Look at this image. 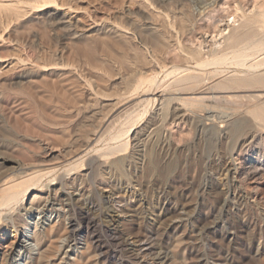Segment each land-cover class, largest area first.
<instances>
[{
	"label": "rangeland",
	"instance_id": "obj_1",
	"mask_svg": "<svg viewBox=\"0 0 264 264\" xmlns=\"http://www.w3.org/2000/svg\"><path fill=\"white\" fill-rule=\"evenodd\" d=\"M171 2L0 0V153L63 162L26 197L80 192L76 242L99 256L84 264H264V85L235 84L264 64L230 60L264 40V0ZM234 26L240 43L225 41ZM223 53L226 65L204 68Z\"/></svg>",
	"mask_w": 264,
	"mask_h": 264
},
{
	"label": "bare ground",
	"instance_id": "obj_2",
	"mask_svg": "<svg viewBox=\"0 0 264 264\" xmlns=\"http://www.w3.org/2000/svg\"><path fill=\"white\" fill-rule=\"evenodd\" d=\"M162 1L163 2L164 1H170L171 2V0H162ZM199 2H200L201 10L205 11V10L209 9L210 7L218 4L220 2V0H199ZM175 3H174V5H175ZM160 4H164V3H160ZM145 13H146V11H145ZM243 20H245V19H243ZM147 22H149V21H147ZM252 22H254V21L252 19L248 18V19H246L244 21L242 26L244 28H249L250 25L252 24ZM223 30H225V28ZM236 30H238V29H235V26L233 28H231L230 31L227 32L228 35L224 36L225 37V41H227V42L228 41L229 42H235V41H237V39L239 40L240 38H238V37L241 34L238 33L239 31L236 32ZM252 32H255V31H252ZM249 36H250V34H249ZM243 38H242V40H243ZM256 39L258 40L259 38H255V41H254V39H251L254 42L251 41V40H248V42H247L248 44L246 45V43H245V47L244 46H242L243 48L239 47L240 48L239 50H237L238 48L235 49L236 47L234 48V46H233V48L235 50H233V55L230 58V60H231L232 64L235 65V68L237 70H241V71L255 70V69H258L261 64H264V40H261V41L257 42ZM244 40H245V38H244ZM225 41H223L224 42L223 45H225ZM249 41H250V43H249ZM239 43H240V40H239ZM220 44L221 43H219L218 46H220ZM231 44H229L228 46L231 47ZM237 44H238V42H237ZM233 45H234V43H233ZM230 50H231V48H230ZM258 50L263 55V57L260 58V60H258L256 62H253L251 64H249V62L246 63L248 57L252 53L254 54V52L258 51ZM227 53H228V51H227ZM217 54H218V52H217ZM228 55H230V54H228ZM253 57L255 58V56H253ZM213 58H214V56H213ZM227 60H228L227 54L223 53L222 55H220V56H218V57H216L214 59H211L209 61L205 60L203 62V66H204V68H206V67H210L211 68L212 67V68L216 69L218 66H220L224 62H225L224 64L226 65V61ZM251 61H252V59H251ZM197 66H199V65L197 64ZM197 66L196 65H195V67L192 66V68L193 67L197 68ZM260 68L264 69V67L263 68L260 67ZM215 69H212V70H215ZM250 73H252V72H250ZM254 73H252V74H254ZM259 73L260 72H258V74H256L255 76L251 75L252 77L250 76V78H246L245 79V77H244V79H242V80L241 79L238 80L239 77L237 76L238 77V78H236L237 81H235L236 86L241 85V87H243L242 89H244V87H246V86H242V85H247V87H246L247 89H248V85H252V84H256V85L257 84H262V86H263L264 85V74H259ZM261 73H263V71H261ZM243 74H244V72H243ZM186 76H188V75H186ZM186 76L184 75V77H185L184 79H187ZM241 77H243V76H241ZM181 79H182V81L185 82V80H183V78H181ZM189 79L191 80V77ZM155 80H157V79H155ZM178 82H174V83L176 84ZM181 82L178 83V84H181ZM256 85H255V87H256ZM173 86H175V85L173 84ZM180 87H182V86H180ZM252 87H254V85ZM259 87H261V86L259 85ZM153 88H154V86H153ZM178 88H179V86H178ZM190 89H188V90L187 89H185V90L184 89H180V90H184V92H185L186 90L189 91ZM226 89H228V87H226ZM229 89H230V87H229ZM223 90L225 91V89H223ZM235 90H237V89H235ZM155 91H157V90H155ZM207 91H209V90H207ZM218 91H220V90H218ZM232 91H234V90H232ZM160 92L158 93V95L155 92H153V91L147 92V93H149L148 94L149 97L145 98L147 103L148 102L150 103V102H153V101L156 102L157 99H158V101H159V99L161 100L163 91H162V94ZM204 93H205V91H204ZM208 93H211V92H208ZM192 95H193V93H192ZM144 97H145V95H144ZM212 97L214 98L215 95L214 96H210L209 98L211 99ZM141 99H142V97H141ZM174 99H176V97L173 98V100ZM201 99H204V98H201ZM201 101L204 102L205 100L204 101L201 100ZM160 103H162V102H160ZM165 104H166V102H165ZM126 107H127V105H126ZM256 108H258V107L256 106ZM122 110H125V108L122 109ZM126 111H127V109H126ZM256 111H257V114H255V112H254V115L258 116L260 114L259 117L263 118V116H264V106L261 107V109L258 108ZM123 112H125V111H123ZM178 112H179V110H178ZM261 112L263 114H261ZM119 113H121V112H119ZM126 115H128V114L126 113ZM107 122H109V121H107ZM104 128H107V126L104 127ZM100 130H102V129H100ZM118 133H120V132H118ZM117 136H119V135L117 134ZM116 138L118 139V137H116ZM114 143H115V141H114ZM108 150H112V149H108ZM116 150L118 151V149H116ZM1 153H0V241L6 239V237L8 236L7 235L8 234L7 231L12 233V236H11L12 240H10L7 243V245H5V246H3V244L0 242V264H84L85 262H87L89 260L90 257L93 258V260L97 261L99 259V256L95 255V257H94V255H93L94 253H92V248H90V246H89V244L87 242H83V243L82 242H76V240H77L76 236L81 234L83 232V230H82V227L77 225L76 221L74 220L75 218H73L70 215V213H71L72 209L74 208V203L77 202V204H79L80 206L82 205V204L79 203L80 200H81L80 192L73 191L71 193H66V190H65V193H62V192H60V193H58V192H53V193L52 192H48L46 195L38 197V201L35 200V196H33V195H31V197H30V195L28 197H26L30 191H35L34 189L39 185L38 183H40L41 181L44 180L43 177H41V179L43 178V180L39 179V177L41 175H43V174H55V173L59 172L61 170V168H64V166H65L63 164V162H60V163L58 162V164L45 163V164H40V165L38 163L39 166L31 167L30 165L18 163L16 161L18 158L15 160V159L9 158V156L8 157L4 156V152H3V154H1ZM109 154H110V151H109ZM65 155H62V156H65ZM76 160H77V158L75 160H73V162H75ZM53 161H56V160H53ZM19 162H21V161H19ZM48 162H50V161H48ZM14 169H16L17 171L21 170L20 175L23 172L24 173V177H26L25 180H23L21 182H17V183H15L14 181L6 182L7 176L10 173H14ZM28 171H30V172H28ZM59 174L57 173L56 175H59ZM61 174H62V172H61ZM51 176H53V175H51ZM19 179H21V178H19ZM27 180L31 181L32 183L29 184L28 186L25 185V187H22V188L19 189L18 186H21L23 183L27 182ZM16 187H18V188H16ZM49 191H50V189H49ZM20 202H22V206L21 207L19 206L20 210L22 211V213H20V215L23 217V219L21 218L22 220H20V219L18 220L17 218H18L19 215L16 216L11 211L15 207H17V205ZM79 211H80V213H82L81 209H79ZM89 224H90V221L87 220V225H89Z\"/></svg>",
	"mask_w": 264,
	"mask_h": 264
}]
</instances>
